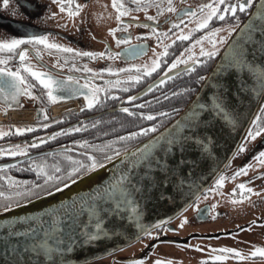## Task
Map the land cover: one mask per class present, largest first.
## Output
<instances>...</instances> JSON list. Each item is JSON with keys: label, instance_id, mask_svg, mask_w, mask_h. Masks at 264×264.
<instances>
[{"label": "snow or ice", "instance_id": "obj_1", "mask_svg": "<svg viewBox=\"0 0 264 264\" xmlns=\"http://www.w3.org/2000/svg\"><path fill=\"white\" fill-rule=\"evenodd\" d=\"M21 3L24 4V7H33L30 0H21ZM57 4L59 9L67 13L69 18L79 15L85 7V4L79 3L78 0H57ZM111 4L115 9L117 23L108 31L115 37L118 45H124L119 51H113L108 44H105V49L102 51L72 47L51 39L48 32H31L0 38V100L5 102L3 110L6 111L14 106L19 107L22 95L34 97L41 104L67 100L72 96H83L85 98L84 108L100 107L109 97L121 98L118 90L127 91L134 88L145 77H150L157 69H160L164 58L169 54L170 47L177 41L188 40L197 30L208 27L210 30L204 31L202 35L192 39L191 43L167 64L157 79L142 89L138 95L151 93L158 85H164L165 81L170 80L173 76L183 74L185 71L191 72L196 65L205 64L209 57L217 54L218 46L228 40L230 34L237 33L235 27L231 24H225L223 28L226 29V32L220 35L221 26H210L209 22L213 18L226 20L231 16L236 23H240L239 13L247 12L249 16L248 20L240 27L237 38L225 49V57L218 65L217 71L226 75L209 78V82L214 85L216 92L213 94L210 103L198 105L204 115L192 111V105H190L185 111L187 119L182 118L181 121H174L175 127L169 125V128L165 130L168 133L166 144H160V141L165 137L158 134L153 136L150 142L141 144L129 152L126 145L133 138L149 131H155L165 116L175 115V112L171 109H165L159 113L152 111L136 112L132 111L130 107L120 104V111L133 117L151 119L154 116H160L161 120L104 141L90 142L88 138H81L70 141L67 147L58 146L52 151L28 155L31 148L45 143L46 140H53L66 133L91 129L101 123L98 119L94 122L83 119L73 126L58 128L51 134L45 133L43 138L33 137L32 144L25 142L0 147V156H22L27 162L25 164L20 159H15L11 163H0V178L7 182L6 189H0V213L18 208L20 204L27 205L33 200L50 196L77 181H90L95 171L102 170L103 166L109 164L110 161L122 165L113 169L112 177L106 182L89 187L86 193H73L71 200H62L57 205L33 214L32 217L11 216L5 220L4 223L9 225V229L2 234L4 237L3 255L0 256L2 264H70L69 256L73 247L84 246L95 242L99 237L112 235L105 227V222L110 215L115 217L119 214L121 207H127L129 204L133 212L137 211L139 206L134 195L145 191L155 181L156 177L152 174L153 168H164L167 164V160L162 159L157 153L163 151L168 154L169 151L175 152L177 148L183 151L190 144L192 147L197 146L196 142L200 141V137L186 134L185 128H196L200 124L210 125L218 115H223L225 119L235 123L228 107L231 94L233 90L237 94L248 91L249 81L252 83L250 91L258 93L259 97L264 99V0H206V2L195 7L186 3L177 5L175 0H111ZM253 4H255L254 9L252 8ZM10 5L11 0H0V7L7 9ZM153 8L155 13L149 11ZM141 10L146 21H140L138 17H132V20L149 30L134 34L130 30L132 21L122 19V17L131 16L134 12ZM12 13L13 15H23L19 4L12 8ZM164 13H174L176 16V19L170 20L169 28L157 26V22L160 21L161 15ZM49 15L55 17L57 13H45L43 19ZM185 21L188 22L187 25H185ZM63 24L67 26L68 20H64ZM118 30L121 32L120 35H117ZM149 37H154L155 44L159 46V50L153 48V57L150 61L129 62L120 67L108 64L105 67L93 68L89 67L86 61L80 59L81 57H87L91 60L105 57L109 59L123 57L125 60L134 61L137 56H141L147 51L149 47L147 38ZM206 39L211 47H205L203 41ZM25 44L31 46L34 55L41 60L47 52L58 57L54 61L58 68H68L73 71L88 73V75L80 76L72 74V72L56 75L47 67H40L33 63L29 56V47H21ZM197 44L200 48L199 52L193 51ZM14 57L20 61L15 68L9 63ZM181 64L185 67L179 69V72L173 71L171 75L168 74L169 70L177 69V66ZM233 73L240 75L241 79L230 81L228 77ZM105 74L109 75L105 76ZM33 77L42 88L40 94L33 90L37 87L36 84L32 83L31 78ZM97 79L102 80L103 83L97 84ZM197 80H204V76L197 77ZM187 91V89L177 90L178 93ZM168 95L174 96L176 93L169 91ZM160 98L164 99L165 97L161 94ZM122 99L134 101L137 99V94L125 95ZM150 100L152 103L156 102L155 98L150 97ZM139 104L143 106L145 101L141 100ZM258 107L259 111L255 113L254 118L250 121V127L246 130L247 135L243 136L236 148L233 149V156L243 153L248 149V142L255 140L261 133H264V104H259ZM38 111L41 114V120H48L45 107ZM66 118V116H60L59 120ZM49 123L55 124L56 121L48 120V123L10 125L7 129L0 127V137H4L6 133H11L13 130L16 133H25L32 129L47 128ZM206 139L208 138L206 137ZM153 160L157 163H152ZM129 161L131 163H128ZM144 161L148 162L147 170L134 171L137 165ZM231 162L230 156L225 162V167ZM261 165H264V148L256 150L250 160L237 167L231 176H226L224 171L219 172L214 180V187L203 188L202 194H215L227 179H235L236 176ZM25 167L30 168L35 173L36 179H22L11 175L8 171L12 168L23 170ZM260 175L264 176V172H261ZM238 189L239 195L232 196L234 202L245 200L254 192L258 194L260 191H264V189L253 188L246 181L240 182L231 191L236 194ZM193 199L197 212L203 215L200 196L196 195ZM214 208L215 204L208 208V211L211 212ZM128 218L136 221V228L139 230L140 236H157L159 234L152 230L154 225L141 223L138 213L135 216L130 215ZM17 219L33 221L28 229L29 234H31V242L26 240L23 246L19 243L10 244L8 242V238L15 235V229L11 225ZM168 219L169 217H165L163 220H157L155 226L166 228ZM183 219L186 220L187 217ZM260 222L264 223V220ZM113 227H116L115 222H113ZM37 229L43 235H39ZM128 239L131 240L134 237L129 236ZM190 246L199 247V245ZM217 251L225 254H217ZM228 253L235 254L237 260L253 259L257 255L264 259V246L255 245L247 254L234 247L220 246L219 249H213L212 255L201 257V259L203 261H226ZM146 259L147 257L142 256L130 261L129 264H145ZM153 264H172V260L171 258H157Z\"/></svg>", "mask_w": 264, "mask_h": 264}, {"label": "flooded vegetation", "instance_id": "obj_2", "mask_svg": "<svg viewBox=\"0 0 264 264\" xmlns=\"http://www.w3.org/2000/svg\"><path fill=\"white\" fill-rule=\"evenodd\" d=\"M78 2L85 4V7L79 15L74 18H69L67 13L62 12L59 9L57 0H30V3L33 5L31 8L24 7L21 0H11L9 8L6 9L4 7H0V38H5L10 35L28 34L31 32H48L50 33L51 39H55L58 42L65 43L76 48L102 51L105 49V44L110 45L113 51H119L123 48L124 45H118L116 43L115 37L109 39L98 34L99 24L110 22L108 19L112 20L115 25L117 23L115 19V9L112 7L111 0H78ZM175 2L177 5L186 3L191 7H195L200 3L206 2V0H175ZM17 4H19L23 15H13L12 8H15ZM253 6L254 4L252 5V8ZM149 11L155 13L154 8ZM48 12H56L57 16L53 17L49 15L46 19H43L45 13ZM109 13H111V15H109ZM247 15V12L239 13L240 23ZM132 17H138L140 21H146V17L144 16L142 10L140 12H134L131 16L122 17V19L132 21L130 30L134 34L149 30L144 28L142 24L133 21ZM172 19H176L174 13H164L161 15L160 21L157 22V26L161 28H169L170 20ZM64 20H68L67 26H64ZM209 23L211 27H216L217 25L221 26L222 33L223 30H226L223 28L225 24H231L235 28L240 25V23H236L231 16H229L226 20L213 18V20ZM187 24L188 22L185 21V25ZM208 30H210L208 27L197 30L191 37H189L188 40L177 41L176 44L170 47L169 54L166 58H164V62L161 64L160 69H157L150 77H145V79L139 82L134 88L128 89L127 91L118 90L120 91L121 98L114 99L109 97L104 105L100 107H93L92 109L84 108L85 98L83 96H72L67 100L41 104L40 101L36 100L34 97L22 95L20 97L19 107L14 106L5 111L3 110L5 108V102L0 100V118L1 116L2 118H7L4 120L0 119V125L10 126L32 123H48V120L56 121L55 124L49 123L47 128L32 129L30 132L25 133H16L14 130L11 133H6L4 137H0V147H5L7 144H23L25 142L32 144L33 137L43 138L45 133L51 134L58 128L73 126L78 121H82L83 119L94 122L97 119L100 121H106V119L109 118V115H111V118H115L117 117V113H124L120 111V104L128 106L132 111L137 112L139 111V108L142 107L139 104L141 100L147 103L150 101V97H161V94H163L165 99L169 98V91L185 86L181 79L179 81L177 80V82L175 81L177 78L179 79L183 77L184 73L187 71L183 74L173 76L171 78L172 80L169 82L167 80V82L162 86L163 88H158V85L154 90L156 95H150L152 93L151 92L137 97L134 101H126L122 99L125 95L136 94L149 83L154 81L167 64L191 43L192 39H195L197 36L202 35L204 31ZM120 34L121 32L118 30L117 35ZM152 40H155V38H147V43L149 45L147 51L143 55L137 56L134 61L125 60L123 57L117 59H109L105 57L98 58L96 60L81 57L80 59L86 61L89 67L93 68L105 67L108 64L120 67L123 66L124 63L129 62L143 63L145 57L151 49L150 42ZM87 42H89V44H87ZM91 42H93V48H91ZM21 47H29V56L31 57L33 63L40 67H47L49 71L54 72L56 75H63L69 72L80 76L88 75V73H81L68 68H58L54 63V61L58 59L56 55L45 52L41 60V58H37L34 55L31 50V46L25 44ZM222 48L223 46L219 49L215 56L209 57L207 62L203 65L210 68ZM195 50L196 52L199 50L198 44L193 48V51ZM201 59L203 58L201 57ZM9 63L13 68H15L20 61L18 58L14 57L9 61ZM77 63H79V61H77ZM183 66L184 65L182 64L178 65L177 69L169 70V72L183 68ZM195 67H197V65ZM108 75L109 74H105V76ZM31 80L33 84L37 85V87L33 90L40 94L42 88L38 85V81H36L34 77L31 78ZM96 83L101 84L103 81L97 79ZM42 107L46 108L48 120L40 119L41 114L38 110ZM56 109H59L60 111L56 112ZM15 116H19V119ZM60 116H66L67 118L65 120H59ZM10 118L12 120H9ZM158 119H161V117ZM153 123H156V121ZM95 127H97V125ZM160 128L155 131L147 132V137L158 131ZM91 129L78 131V136H87L89 141L92 142V138H90L92 135ZM73 134L74 133H66L63 136H57L53 140H46L45 143L31 148L28 155H34L37 152L52 151L57 149L58 146L67 147L69 142L74 140ZM58 137H66L67 139L61 142L57 140ZM259 137L260 136L256 137L255 140ZM73 147L76 146L73 145ZM239 156L240 154L236 155L231 164L224 170L226 176H231V173H233L237 167L241 166L238 165ZM22 158V156H0V163L12 162L15 159H20L22 163L26 164V160ZM24 169H28V167H25ZM19 170L21 169L12 168L8 171L11 175L15 176L14 171ZM261 172H264V165H261L260 167H253L247 172L236 176L235 179H227L223 186L215 194H202L200 196V206L203 215L197 212L194 202L180 216L166 223V228L158 227L154 229L153 231L159 233L157 236H143L137 242L132 243L118 253L103 259V261L110 262L112 258H114L117 264H129L130 261L143 256L147 257L145 264H153L157 258H171L172 264H264V259L260 258L259 255L253 259L237 260L235 259V254L228 253V259L226 261H203L201 259V257L212 255L213 249H219L220 246L234 247L240 249L244 254L251 251L255 245L264 246V223L260 222L264 220V191H260L258 194L254 192L251 196H248L247 199L237 200L235 202L233 201L232 196L239 195V189L236 194H233L231 191L234 187H237L240 182L245 181L248 182V185L255 189H264V176L260 175ZM253 177H255V179H253ZM211 187H214V183ZM245 195H247V193H245ZM213 204H215V208L209 212L208 208H210ZM226 205L237 207L230 210V207ZM184 217H187V219L184 220ZM190 245H199V247H191ZM217 254L225 253L217 251ZM184 256L190 257L191 259H187L185 261L183 260Z\"/></svg>", "mask_w": 264, "mask_h": 264}, {"label": "water", "instance_id": "obj_3", "mask_svg": "<svg viewBox=\"0 0 264 264\" xmlns=\"http://www.w3.org/2000/svg\"><path fill=\"white\" fill-rule=\"evenodd\" d=\"M248 16L249 13L238 26L237 33L244 22L248 20ZM237 33H233L226 42L199 88L183 110L158 131L127 149L129 152H132L134 148H138L141 144L150 142L152 137L158 134L165 137V139L160 141V144H166L168 133L165 130L169 128V125L175 127L174 121H181L182 118L187 119L185 111L190 105H192V111H196L202 116L204 115V112L200 111L198 105L210 103L213 94L216 92L214 85L209 82V78L226 75L217 71L218 65L225 57V49L237 38ZM175 71L178 72L179 69ZM172 72L168 74L171 75ZM244 78L247 79V77ZM228 79L230 81H239L241 76L233 73ZM251 87L252 83L249 81L248 91L237 94L233 90L231 94L228 107L231 110L235 123L225 119L223 115H218L210 125L200 124L196 128L184 129L186 134L198 135L200 137V141L196 142V147H192L190 144L183 151L177 148L175 152L169 151L168 154H165L163 151L157 153L162 159L167 160V164L164 168H153L152 174L156 177L155 181L145 191L134 195V199L139 206L137 211L133 212L129 204L127 207H121L119 214L115 217L110 215L109 219L105 222V227L112 235L99 237L95 242L84 246L78 245L73 247L69 256L70 264H117L114 258L110 262H104L103 259L118 253L143 237L139 235L136 221L128 218L130 215L135 216L138 213L140 222L145 225H154L152 229L154 230L158 228L155 226L157 220L169 217L166 221L168 223L176 219L190 207L189 205L195 202L194 196H201L203 188L211 187L218 173L227 168L225 167L227 159L231 156V160H233L236 156L232 155L233 149L236 148L237 143L242 140L243 136L247 135L246 130L250 127V121L254 118L255 113L259 111L258 105L264 104V99L260 98L258 93L250 91ZM139 92L136 93L137 97L141 96L138 95ZM204 111L206 112L207 110L205 109ZM260 148H264V133L257 140L253 141L248 146V149L240 154L238 165L249 161L253 153ZM22 159L25 158L23 157ZM128 163H131V161ZM152 163L155 164L157 161L153 160ZM121 166L117 165L115 161H110L109 164L103 166L102 170H96L90 181H77L66 189H61L50 196L33 200L27 205L20 204L18 208L10 209L6 213H0V256L3 255L4 237L2 234L9 229V225L4 223V221L9 217H32L33 214L57 205L62 200H71L73 193H86L89 187L106 182L112 177L113 169ZM147 168L148 162L144 161L142 164H138L134 171L140 172L141 169L147 170ZM113 222L116 223L115 228L113 227ZM32 223L33 221L29 219H17L11 225L15 229V235H11L8 238V242L10 244L19 243L21 246L24 245L26 240L31 242V234H29L28 229ZM37 233L43 235V233L39 232V229H37ZM129 236L134 237V239H128ZM53 240H55V237H53ZM21 258L23 259V256ZM0 264H2V261H0Z\"/></svg>", "mask_w": 264, "mask_h": 264}, {"label": "trees", "instance_id": "obj_4", "mask_svg": "<svg viewBox=\"0 0 264 264\" xmlns=\"http://www.w3.org/2000/svg\"><path fill=\"white\" fill-rule=\"evenodd\" d=\"M208 68L209 67H205L204 65H197V67H195L191 72H188V71L185 72L183 77L179 79L177 78L175 81L177 82V80L179 81L181 79V81L185 84V86L176 88L175 90L171 91L173 93H176V95L170 96L167 99L165 98L161 99L160 97L157 96L155 97V101H156L155 103H152V101L150 100L147 103H145L142 107H140L139 111L137 112L152 111V112L159 113L165 109H171L175 112V115L165 116L166 118L164 117V119L161 121L160 126L158 128L167 124L187 105V103L192 98V96L197 91V89L199 88L200 84L203 81V80H197V77L204 76L205 78L206 76L205 74H207L209 70ZM170 80H168V82ZM166 82L167 81H165V83ZM162 86L163 85H159L158 88ZM178 89H187L188 91L178 93L177 92ZM154 90L152 91L150 95H156V92ZM116 116L117 117L115 118H111V115H109V118L106 119V121H101V123L97 125V127H94L91 129L92 135L90 138H92V142L97 141V140L104 141L106 139H110L113 136L123 135V133L125 132L135 131V129L138 127H145L148 124L161 120V119H158L160 116H154L151 119L140 118L138 116L133 117L130 114H126V113H117ZM78 135H79L78 132L74 133L73 139L76 140V139H81V138H87V136L81 137ZM147 136H148V133L146 132L139 137L133 138L126 145L127 149L140 143L141 141L146 139ZM65 139L67 138L58 137L57 140L62 142ZM14 173L16 177H19L22 179H28V178L36 179L35 173L30 168L19 170V171H14ZM6 187H7V182L3 181L2 178H0V189H6Z\"/></svg>", "mask_w": 264, "mask_h": 264}, {"label": "rangeland", "instance_id": "obj_5", "mask_svg": "<svg viewBox=\"0 0 264 264\" xmlns=\"http://www.w3.org/2000/svg\"><path fill=\"white\" fill-rule=\"evenodd\" d=\"M108 21H110V22H106V23H101V24H99V26H98V27H99L98 34L101 35V36H103V37H107V38H109V39H112V38H114V36L108 31V29L111 28V27H115V24L113 23L112 20H109V19H108ZM5 29H6V28H5ZM225 32H226V30H223V33L221 32L220 35L225 34ZM231 36H232V35L230 34L228 40L230 39ZM228 40H226V41H224L222 44H220V45L218 46L219 49H220L222 46L224 47V44H226V42H227ZM150 43H151V49H150V51L148 52L147 56L145 57L144 62H146V61H150V60H151V58L153 57V48H154V47H155L157 50H159V46L155 44V40H152ZM203 43H204L205 47H211V45H210V43H209V41H208L207 39H206ZM87 44H89V42H87ZM93 47H94L93 42H91V48H93ZM199 51H200V48H199V50H198L197 52H199ZM195 52H196V50H195ZM9 120H12V119L10 118ZM0 127H3V128H5V129H7L9 126H8V125H0ZM252 143H253V141L248 142V146H250ZM226 206H228V205H226ZM228 207H230V210H233V209H234L235 207H237V206H232V205H230V206H228ZM180 254H181V253H180ZM180 254H179V255H180ZM192 258H195V257H192ZM187 259H191V258H190V257H187V256H184V257H183V260L186 261Z\"/></svg>", "mask_w": 264, "mask_h": 264}, {"label": "bare ground", "instance_id": "obj_6", "mask_svg": "<svg viewBox=\"0 0 264 264\" xmlns=\"http://www.w3.org/2000/svg\"><path fill=\"white\" fill-rule=\"evenodd\" d=\"M63 108V107H62ZM56 110H59V109H56ZM16 117H18V116H16Z\"/></svg>", "mask_w": 264, "mask_h": 264}]
</instances>
